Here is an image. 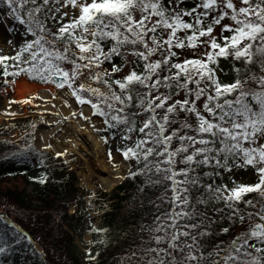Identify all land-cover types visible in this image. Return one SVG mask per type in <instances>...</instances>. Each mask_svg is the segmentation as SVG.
Segmentation results:
<instances>
[{"label": "snow or ice", "instance_id": "obj_1", "mask_svg": "<svg viewBox=\"0 0 264 264\" xmlns=\"http://www.w3.org/2000/svg\"><path fill=\"white\" fill-rule=\"evenodd\" d=\"M0 31L20 36L0 56L6 84L64 90L91 110L72 115L119 145L110 160L135 162L126 178L146 215L115 264H264V0H0ZM249 168L253 185L224 182ZM35 243L0 214V264L25 244L30 264Z\"/></svg>", "mask_w": 264, "mask_h": 264}, {"label": "trees", "instance_id": "obj_2", "mask_svg": "<svg viewBox=\"0 0 264 264\" xmlns=\"http://www.w3.org/2000/svg\"><path fill=\"white\" fill-rule=\"evenodd\" d=\"M16 51L18 49L10 54L0 48V56L12 57ZM134 60L132 56V61ZM132 61L129 70L117 73L115 78L131 71ZM221 66L226 71L220 75V79L228 83L232 80L231 65L221 61ZM4 84L5 78L0 75V88ZM2 134L0 131V135ZM129 163V168L135 170V162ZM126 175L110 191L103 192L104 202L98 206L100 225L91 232L93 250L90 254L95 259L88 256L84 262L73 236L80 232L81 220L92 204L88 201L83 207L68 211L71 203L80 200L75 169L70 167L67 160L51 156L31 145L21 146L17 140L0 138V198L11 204L0 205V214L7 213L22 231L35 237L40 251L31 256L30 264H115V258L135 235L141 216L146 215L145 211L136 207L137 182L127 179ZM39 178H46V182L39 183ZM223 180L230 187L229 173L224 175ZM256 182L257 176L253 171L251 185ZM255 195L256 193L248 194L245 199ZM25 248L31 252L26 244L22 245V250L10 258L9 264H20V258L27 254L23 250ZM45 249L48 254L46 261Z\"/></svg>", "mask_w": 264, "mask_h": 264}, {"label": "rangeland", "instance_id": "obj_3", "mask_svg": "<svg viewBox=\"0 0 264 264\" xmlns=\"http://www.w3.org/2000/svg\"><path fill=\"white\" fill-rule=\"evenodd\" d=\"M66 21L67 18H65V22ZM20 31L22 30L19 28L18 32ZM7 38H9L8 34L0 31V48L4 49V51L10 54H13V52L17 49L14 47V45L20 41V36L13 34V36L10 37L13 40V44L11 45L7 43ZM183 58L184 57L182 56L181 59ZM189 58H192L191 54H189ZM126 61L128 63L123 68L121 73L129 70L132 56L128 55L126 57ZM21 79L32 82L33 86L38 88H56L51 83L30 80L24 74L19 75L13 80H8V83H5L0 88V112H6L8 115L7 117H2L0 114V131L4 133L0 137L17 140L18 142L32 143L36 147L34 143L37 136L36 130L42 126L50 127L55 122L48 121L47 118L49 116L47 114H41L40 108L34 104L36 102L34 99V94H30L23 98L15 95V82ZM65 125L66 123L64 121L62 126L58 127L54 131V134L62 135V128ZM95 134L100 140V144L103 148V154H101V157H103L104 162L107 164L110 160L108 156L109 150L114 149L119 145H114L111 140H109L108 143L103 142L101 137L105 136L104 132L97 134L95 131ZM48 153L56 156V153ZM61 158L67 160L70 164V167L75 169V172L78 175L77 185L80 200L70 204L68 210L72 211L77 207H83L88 201H90L92 204L81 220L79 225L80 232L74 234L73 236L74 243L77 245L79 254L85 262L89 256L88 254L91 253L93 249V239L91 232L94 228L100 225L98 206L104 202L103 192L109 191L110 189L104 188L100 183V176L106 175L107 172L105 169L87 166L86 157L74 150H67L64 152V155L61 156ZM118 158L122 160L120 156H118ZM123 163L125 162L123 161ZM230 177H234L236 184L238 185H251L253 181V171L249 168L247 171L240 169L229 173L230 187H232L233 184L230 180ZM0 205L10 206L11 204L0 198Z\"/></svg>", "mask_w": 264, "mask_h": 264}, {"label": "bare ground", "instance_id": "obj_4", "mask_svg": "<svg viewBox=\"0 0 264 264\" xmlns=\"http://www.w3.org/2000/svg\"><path fill=\"white\" fill-rule=\"evenodd\" d=\"M15 86L16 96L23 98L34 94L36 100L34 104L40 108L41 114H47L49 116L47 120L55 122L50 127L42 126L36 130L37 136L34 142L36 146L51 153H64L67 150H74L84 155L87 166L106 170V175L100 176V183L104 188H110L122 178L127 163L125 161L123 163L118 158L119 155L114 154V159L109 160L106 164L101 157L103 154L102 145L92 132V127L82 118L72 115L73 112L82 111L91 116V110L88 106L76 105L71 96L65 94L64 90L57 88H38L33 86L32 82L24 79L15 82ZM0 114L2 117L8 116L6 112H0ZM92 119L98 126L99 121L95 117ZM64 121L66 125L62 128V135L54 134V131L62 126ZM80 143L81 146H79ZM46 145H51V147H46Z\"/></svg>", "mask_w": 264, "mask_h": 264}]
</instances>
